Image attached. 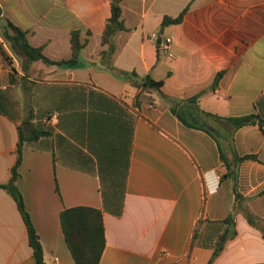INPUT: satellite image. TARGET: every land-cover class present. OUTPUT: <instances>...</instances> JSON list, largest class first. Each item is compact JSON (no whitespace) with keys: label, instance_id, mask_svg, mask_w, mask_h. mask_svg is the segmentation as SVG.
<instances>
[{"label":"crops","instance_id":"crops-1","mask_svg":"<svg viewBox=\"0 0 264 264\" xmlns=\"http://www.w3.org/2000/svg\"><path fill=\"white\" fill-rule=\"evenodd\" d=\"M121 5L129 30L116 33L110 58L102 55L108 50L102 35L112 0H0L3 22L27 31L29 43L50 60L72 58L75 30L85 44L73 68L30 62L0 28V185L11 180L18 159L19 127L33 123L27 134H49L24 144L17 185L46 264H76L61 213L77 206L103 211L100 264H208L227 219L237 235L213 264H264V131L259 123L234 131L185 104L199 94L200 110L264 121V0ZM182 13L180 24L162 26ZM166 37L173 57L161 46ZM124 72L164 85L161 92L142 91ZM180 102L210 123L229 166L215 136L173 114ZM235 153L257 159L237 164ZM124 178L117 215L103 184ZM0 264H36L18 204L2 188Z\"/></svg>","mask_w":264,"mask_h":264},{"label":"trees","instance_id":"trees-1","mask_svg":"<svg viewBox=\"0 0 264 264\" xmlns=\"http://www.w3.org/2000/svg\"><path fill=\"white\" fill-rule=\"evenodd\" d=\"M121 2L122 0H112V15L107 20L102 35V44L104 46H108V50L102 52L103 57L108 56L111 58V56L115 53L116 47L114 44V37L116 33L129 30L125 26V22L123 20V8ZM183 18L184 13H182L177 18L166 17L162 23V26L164 27L171 24H180L183 21ZM0 28L2 30L4 38L8 42H10L11 47L15 51V53H17L21 57L26 58L30 62L44 61L49 65H58L60 67L73 68L78 65L81 51L85 47V44L81 42V31H73L71 37L73 51L72 58L67 61L56 62L46 57L43 54L42 48H35L29 43L27 38V31L15 25L10 20H5V22H3V18H1V8ZM123 75L125 79L133 80L136 86L142 91L157 90L161 92V88L164 85L163 80H154L151 76L141 78L136 72H124ZM222 76V72L217 74L213 85L214 87H216ZM199 97V94L195 95L185 101V104L187 103L189 105V108H192L193 106L198 107L199 111L204 115L205 118L227 124L234 131L247 125H255L259 123L260 127L264 131V121L259 120L256 115H247L242 117H221L216 114L200 110L198 105ZM139 98L140 93L137 95V99ZM184 109V104L180 102L175 104L171 110L173 114L176 115L185 126L190 128L202 129L215 136L214 133L209 129V122L199 121L193 113H187V111ZM48 134V131L35 129L34 132L29 135L24 131L23 127H19L18 159L15 166L13 167L11 180L6 184L0 185V188L6 190L18 204L19 210L27 226L29 243L33 248L36 264H46L44 249L40 237L33 225L31 216L25 208L23 195L17 185V182L20 177L19 168L22 164V151L24 144L29 141L37 140L40 137ZM216 138L219 142L221 158L229 166L230 164L220 143V138ZM234 157L235 163L237 164H240L246 159H257V157L254 155L239 156L237 153L234 154ZM232 173L233 175H235V170H232ZM125 179L126 178H124V181L120 183L109 185L103 184V195L105 197V201L112 205L113 210L115 213H117V215H120L123 209V202L126 193ZM109 198H111V200ZM231 223L232 222L230 221V219L223 221V224H225V229L218 237L213 256L208 264H213L215 259L223 251L226 242L230 238H233L237 235L235 226H229ZM61 225L65 235L66 243L71 251L75 263L100 264L106 246L103 211L101 209L88 206L66 208L61 213ZM194 239L196 240V233Z\"/></svg>","mask_w":264,"mask_h":264},{"label":"built area","instance_id":"built-area-1","mask_svg":"<svg viewBox=\"0 0 264 264\" xmlns=\"http://www.w3.org/2000/svg\"><path fill=\"white\" fill-rule=\"evenodd\" d=\"M152 37H153V38H157V33L152 34ZM172 43H173V40H172V38H170V37H166V38L164 39V41L161 43L162 48H163L165 51L169 52V54H170L171 57H173V54H172V52H171V49H172Z\"/></svg>","mask_w":264,"mask_h":264},{"label":"water","instance_id":"water-1","mask_svg":"<svg viewBox=\"0 0 264 264\" xmlns=\"http://www.w3.org/2000/svg\"><path fill=\"white\" fill-rule=\"evenodd\" d=\"M161 43V42H159ZM34 124L33 123H26L24 125V131L26 133H31L33 131ZM210 130H214L213 128L209 127Z\"/></svg>","mask_w":264,"mask_h":264}]
</instances>
